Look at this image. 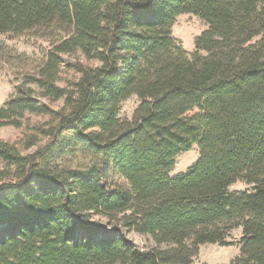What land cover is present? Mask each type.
Returning a JSON list of instances; mask_svg holds the SVG:
<instances>
[{
  "label": "trees",
  "instance_id": "obj_1",
  "mask_svg": "<svg viewBox=\"0 0 264 264\" xmlns=\"http://www.w3.org/2000/svg\"><path fill=\"white\" fill-rule=\"evenodd\" d=\"M185 14L207 26L191 53ZM0 34L48 44L0 106L24 134L0 140V264H193L207 244L264 264V0H0Z\"/></svg>",
  "mask_w": 264,
  "mask_h": 264
},
{
  "label": "rangeland",
  "instance_id": "obj_2",
  "mask_svg": "<svg viewBox=\"0 0 264 264\" xmlns=\"http://www.w3.org/2000/svg\"><path fill=\"white\" fill-rule=\"evenodd\" d=\"M207 29L203 20L192 14H185L177 17L173 24L172 32L174 38L189 53L195 50V39ZM48 51V44L35 39L11 38L0 34V106L4 105L8 98L15 92L16 86L22 82L25 75L33 72L40 66ZM61 103L54 104L58 107ZM139 105L137 97L133 96L121 103L119 117L121 119H131L134 111ZM31 122H38L41 118L34 116L29 118ZM24 138L22 130L12 127L0 129V140L17 144ZM199 155L197 146L179 155L176 165L171 175H177L193 164ZM5 169V165L0 161V170ZM243 182L234 184L230 191H240L246 189ZM241 230L232 233V240L238 241L241 237ZM128 236L141 249H147L153 242L147 237L134 231ZM240 256V247H220L218 245H203L199 249L198 255L193 259V264H230Z\"/></svg>",
  "mask_w": 264,
  "mask_h": 264
}]
</instances>
